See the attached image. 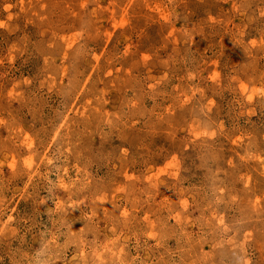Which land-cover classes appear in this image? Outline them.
I'll return each mask as SVG.
<instances>
[{
  "label": "rangeland",
  "instance_id": "374dc122",
  "mask_svg": "<svg viewBox=\"0 0 264 264\" xmlns=\"http://www.w3.org/2000/svg\"><path fill=\"white\" fill-rule=\"evenodd\" d=\"M0 264H264V0H0Z\"/></svg>",
  "mask_w": 264,
  "mask_h": 264
}]
</instances>
